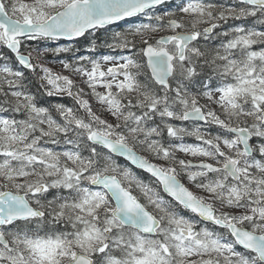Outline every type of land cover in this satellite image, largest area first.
I'll return each mask as SVG.
<instances>
[{"label":"snow or ice","instance_id":"6c2138e0","mask_svg":"<svg viewBox=\"0 0 264 264\" xmlns=\"http://www.w3.org/2000/svg\"><path fill=\"white\" fill-rule=\"evenodd\" d=\"M0 264H264V0H0Z\"/></svg>","mask_w":264,"mask_h":264},{"label":"rangeland","instance_id":"374dc122","mask_svg":"<svg viewBox=\"0 0 264 264\" xmlns=\"http://www.w3.org/2000/svg\"><path fill=\"white\" fill-rule=\"evenodd\" d=\"M79 54H81V53H78V55H79ZM53 66H54V68H55L56 70H59V67H60V66H59L58 64H53ZM65 102H67V103H71V101H65ZM188 142H189V143H195L196 141H194L193 139L189 138V139H188Z\"/></svg>","mask_w":264,"mask_h":264},{"label":"trees","instance_id":"16d2710c","mask_svg":"<svg viewBox=\"0 0 264 264\" xmlns=\"http://www.w3.org/2000/svg\"><path fill=\"white\" fill-rule=\"evenodd\" d=\"M61 58H63V57H61Z\"/></svg>","mask_w":264,"mask_h":264}]
</instances>
